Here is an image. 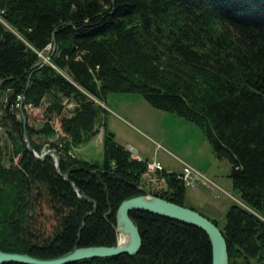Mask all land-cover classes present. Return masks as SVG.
Segmentation results:
<instances>
[{
  "label": "trees",
  "instance_id": "obj_1",
  "mask_svg": "<svg viewBox=\"0 0 264 264\" xmlns=\"http://www.w3.org/2000/svg\"><path fill=\"white\" fill-rule=\"evenodd\" d=\"M0 16V133L9 143L8 153L0 147L1 252L51 260L114 247L119 206L142 195L199 213L183 205L175 173H159L164 191H147V162L106 130L98 102L137 94L196 126L229 162L245 208L231 205L218 228L228 264H264V0H0ZM34 109L40 128L29 124ZM102 128L100 163L73 156ZM25 136L39 155L54 149L67 181L51 157L34 158ZM130 218L137 255L72 264H212L202 230L146 212Z\"/></svg>",
  "mask_w": 264,
  "mask_h": 264
},
{
  "label": "rangeland",
  "instance_id": "obj_2",
  "mask_svg": "<svg viewBox=\"0 0 264 264\" xmlns=\"http://www.w3.org/2000/svg\"><path fill=\"white\" fill-rule=\"evenodd\" d=\"M48 60L49 58H45L44 62L47 63ZM64 105L68 109L73 108V104L67 101H64ZM98 105L107 111L106 130L113 134L115 141L125 147L133 157L137 156L140 161H147L150 164L157 162L161 165L162 171L175 173L177 177H180L187 167L192 169L194 174L201 175L192 183L182 182L186 187L183 205L191 206L203 217L215 220L220 229L224 227L225 216L231 205L237 204L245 208L232 188L229 162L216 157L210 144L196 126L175 114L152 108L137 94H110L105 104L98 102ZM1 106L0 102V122L3 116ZM40 114L41 111L38 109L28 110L29 124L40 128L46 121ZM59 124L58 121L54 122L57 133L62 136ZM103 136L104 128L90 142L73 150V156L90 163H100ZM56 140L52 139L49 143H55ZM4 143L9 145L0 133V147L3 152L8 153L9 149L4 148L6 146ZM48 146L45 144L41 154L54 151ZM7 158L8 156L3 159L6 166ZM161 174L147 173L146 170L142 182L147 191L157 192L166 189L164 181L160 179ZM115 232L117 243V217Z\"/></svg>",
  "mask_w": 264,
  "mask_h": 264
},
{
  "label": "water",
  "instance_id": "obj_3",
  "mask_svg": "<svg viewBox=\"0 0 264 264\" xmlns=\"http://www.w3.org/2000/svg\"><path fill=\"white\" fill-rule=\"evenodd\" d=\"M27 144L30 152L35 155L37 160L44 158L46 155L53 156L55 159L56 171L58 175L61 176L59 172V161L55 152L49 151L41 157H38L30 148L29 142H27ZM72 188H74V186H72ZM135 210L145 211L151 214L180 221L182 223H187L203 230L210 239L212 247V264H228L225 239L213 223L209 222L207 219L190 209L153 196L134 197L123 201L119 206L117 211V225L121 224L129 234L130 243L127 247L120 246L117 243L115 247L74 249L71 253L54 260H40L32 258L28 255L10 254L0 251V264H69L81 260L109 258L122 254L134 256L138 253L141 246L138 230L129 217V213Z\"/></svg>",
  "mask_w": 264,
  "mask_h": 264
},
{
  "label": "bare ground",
  "instance_id": "obj_4",
  "mask_svg": "<svg viewBox=\"0 0 264 264\" xmlns=\"http://www.w3.org/2000/svg\"><path fill=\"white\" fill-rule=\"evenodd\" d=\"M49 61V60H48ZM25 142H26V144H27V142H29L28 141V139H27V137L25 136ZM30 144V143H29ZM27 148H28V150H29V147H28V144H27ZM30 148H31V145H30ZM32 149V148H31ZM33 150V149H32ZM29 152H30V150H29ZM34 152V151H33ZM54 152V151H53ZM31 153V152H30ZM35 153V152H34ZM32 154V153H31ZM36 154V153H35ZM45 153H43V154H41V155H37L38 157H41L42 155H44ZM56 154V153H55ZM33 156H34V158L36 159V157H35V155L34 154H32ZM47 156H51V155H46L44 158H42V159H40V160H37V161H43ZM56 156H57V154H56ZM52 157V159H53V162H54V166H55V159H54V157L53 156H51ZM137 157V156H136ZM135 156L133 157V155H131V159L132 160H134V161H138V162H141L140 161V159H138L139 157H137L136 158ZM57 158H58V156H57ZM58 161H59V158H58ZM147 162V161H146ZM155 163H157V162H154V163H152V164H155ZM152 164H150V163H147V166H146V170H147V173H160L161 171H162V167H161V165L159 164V163H157V164H159V166H160V170H155V171H153V172H148V166L149 165H152ZM188 168V167H187ZM55 169H56V167H55ZM191 171H192V169H191ZM57 172V171H56ZM59 172H60V169H59ZM162 173V172H161ZM58 174V173H57ZM60 174H61V172H60ZM192 174L193 175H196V174H194L193 172H192ZM59 177H61V178H63L64 180H66L67 181V178L65 177V176H63L62 174H61V176L60 175H58ZM183 176H184V170H183V173L180 175V177H179V179L182 181V182H185L184 180H183ZM197 176H198V179H199V177L201 176H199L198 174H197ZM186 183V182H185ZM192 183V182H191ZM187 185V184H186ZM72 186H74L73 184H71V187ZM74 190H75V186H74V188H73ZM75 192H77V190L75 191ZM145 196H149V195H145ZM154 197V196H153ZM84 199L85 200H87V201H89L90 203H93V201H91V200H89V199H87L86 197H84ZM185 208V207H184ZM187 209H189V208H187ZM191 210V209H190ZM118 211V210H117ZM193 211V210H192ZM133 212H145V211H140V210H135V211H131L130 213H129V217H130V214L131 213H133ZM195 212V211H194ZM146 213H148V212H146ZM197 213V212H196ZM149 214H151V213H149ZM199 214V213H198ZM152 215H155V214H152ZM200 215V214H199ZM156 216H159V215H156ZM202 216V215H201ZM116 217H117V213H116ZM159 217H162V216H159ZM203 217V216H202ZM163 218H165V217H163ZM205 218V217H204ZM131 219V218H130ZM167 219H169V218H167ZM205 219H207V218H205ZM172 220V219H171ZM208 220V219H207ZM132 221V220H131ZM176 221V220H175ZM209 221V220H208ZM178 222H180V221H178ZM209 222H211V221H209ZM182 223V222H181ZM212 223V222H211ZM185 224H187V223H185ZM214 224V223H213ZM135 225V224H134ZM188 225H190V224H188ZM215 225V224H214ZM191 226H193V225H191ZM216 226V225H215ZM193 227H195V226H193ZM137 228V227H136ZM197 228V227H196ZM216 228L218 229V227L216 226ZM199 229V228H198ZM138 230V229H137ZM201 230V229H200ZM219 230V229H218ZM203 231V230H202ZM220 231V230H219ZM204 232V231H203ZM221 232V231H220ZM117 233H118V241H117V243L120 245V246H123V247H127V246H129V243H130V237H129V234L126 232V230L124 229V227L120 224V225H117ZM139 233V232H138ZM222 234V233H221ZM207 235V234H206ZM140 236V235H139ZM208 236V235H207ZM223 236V235H222ZM209 238V237H208ZM140 240H141V238H140ZM210 240V239H209ZM117 243H116V245H117ZM90 248H95V247H90ZM140 248H141V246H140ZM74 249H78V248H74ZM73 249V250H74ZM81 249H86V248H81ZM72 250V251H73ZM140 250V249H139ZM71 251V252H72ZM71 252H69V253H71ZM139 252V251H138ZM68 254V253H67ZM19 255H28V254H19ZM66 255V254H65ZM122 255H127V254H122ZM137 255V254H136ZM29 256V255H28ZM64 256V255H63ZM120 256V255H119ZM127 256H129V255H127ZM135 256V255H134ZM228 256V255H227ZM62 257V256H61ZM116 257V256H115ZM130 257H132V256H130ZM60 258V257H59ZM109 258H112V257H109ZM36 259V258H35ZM57 259V258H56ZM93 259H107V258H93ZM41 260V259H40ZM51 260H54V259H51ZM87 260H92V259H87ZM81 261H86V260H81ZM81 261H77V262H81ZM73 263H76V262H73ZM8 264V263H7ZM16 264H18V263H16ZM69 264H72V263H69Z\"/></svg>",
  "mask_w": 264,
  "mask_h": 264
},
{
  "label": "built area",
  "instance_id": "obj_5",
  "mask_svg": "<svg viewBox=\"0 0 264 264\" xmlns=\"http://www.w3.org/2000/svg\"><path fill=\"white\" fill-rule=\"evenodd\" d=\"M155 170H160L159 164L155 163V164H152V165L148 166V172H153ZM196 179H198V176L197 175H193L190 168H185L184 169L183 180L186 183H188V182L191 183V182H193V180H196Z\"/></svg>",
  "mask_w": 264,
  "mask_h": 264
}]
</instances>
